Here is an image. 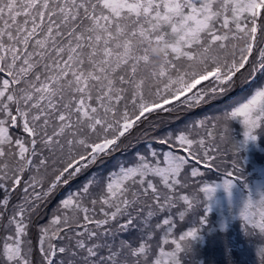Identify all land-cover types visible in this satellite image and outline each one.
I'll return each mask as SVG.
<instances>
[{
    "label": "snow or ice",
    "instance_id": "6c2138e0",
    "mask_svg": "<svg viewBox=\"0 0 264 264\" xmlns=\"http://www.w3.org/2000/svg\"><path fill=\"white\" fill-rule=\"evenodd\" d=\"M0 264H264V0H0Z\"/></svg>",
    "mask_w": 264,
    "mask_h": 264
},
{
    "label": "trees",
    "instance_id": "16d2710c",
    "mask_svg": "<svg viewBox=\"0 0 264 264\" xmlns=\"http://www.w3.org/2000/svg\"><path fill=\"white\" fill-rule=\"evenodd\" d=\"M218 258V257H217Z\"/></svg>",
    "mask_w": 264,
    "mask_h": 264
}]
</instances>
